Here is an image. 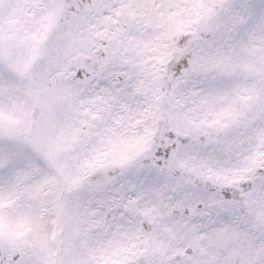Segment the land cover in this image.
Listing matches in <instances>:
<instances>
[{
  "label": "snow or ice",
  "instance_id": "obj_1",
  "mask_svg": "<svg viewBox=\"0 0 264 264\" xmlns=\"http://www.w3.org/2000/svg\"><path fill=\"white\" fill-rule=\"evenodd\" d=\"M0 264H264V0H0Z\"/></svg>",
  "mask_w": 264,
  "mask_h": 264
}]
</instances>
